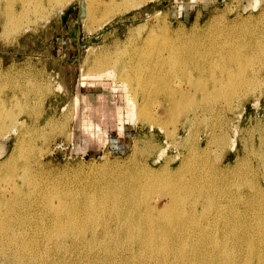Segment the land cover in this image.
I'll return each mask as SVG.
<instances>
[{
    "label": "rangeland",
    "instance_id": "374dc122",
    "mask_svg": "<svg viewBox=\"0 0 264 264\" xmlns=\"http://www.w3.org/2000/svg\"><path fill=\"white\" fill-rule=\"evenodd\" d=\"M261 1L263 2V5H262V2H260V0L258 1L257 4L254 3L255 2L254 0H148V1H146V4L144 3V5L142 4L141 6L133 8L124 14H121V15L114 17L109 22H107V24H104L103 25L104 27L103 26L98 27L96 25L95 21H93V19H88V18H85L83 16V14H84L83 9H82L79 1L73 0L68 5H66L62 10H61V7L63 4L61 5V3H60L59 5H61V6H59L58 4L54 5L52 8L57 9V10L52 9V12L47 17V21L40 20L41 21V22L39 21L40 23L38 22L37 24L33 25L31 28H29L27 30H22L23 32L22 31L15 32L16 33V34L14 33L15 35L13 33H11L9 35L0 33L1 34L0 35V84H1L0 85V91L2 90V93L0 92V101L5 99L8 94L11 95L14 89L16 91V94L19 96V98L23 99L19 102L20 104L16 105L13 109L14 112L17 113V115L20 114L17 117H19V119L21 121H18V122L23 123V125L18 124L16 126L17 131L16 130L13 131V130H11V126L9 127L10 121L7 120L6 124L8 125V128L7 129L4 128V130H2V128H0V135H1L0 136V150H1L0 151V161L3 160L5 157H7V155L10 154L9 152H11L17 136L20 137V136H23V134L25 135V136H23L25 140L23 141L22 149L24 148L26 150H23V152L21 151L20 153L21 154L23 153L26 157L23 154L21 155L22 157L19 156L18 157L19 160L15 164H13V166L14 165L17 167L20 166V168H18V170L20 169L18 171V173H23L22 172L23 170H21V169L23 168L24 164L27 163L28 167H29V171L32 169H33L32 171H35V170L37 171L35 173V177L39 182H42V183L44 181H48L50 183L51 181H53L52 178H56V179L58 178V180L68 178V179H72L73 181L79 180L80 183H84V181H87L91 178V181L93 182L95 180H100L101 178H104V177H111L113 175V173H116L119 170H124V172H125V170H126V172H128V170L140 172V171H142L140 169H143L145 167L161 172L162 171L161 167L163 166V164H165L166 161H171L172 158H174L173 160L176 163H173V168L171 171L176 172L178 170V168L180 167L179 165L181 164V159L188 158L190 155L191 157L189 159L192 160V158H193V160L192 161L188 160L187 164L184 165L185 167L182 168L183 171L181 170L182 171L181 175H183L184 177L183 176H178V177L180 179H182V177H183V179H185V178L190 179V177L192 178L195 175H198L200 173L203 178L205 177V179L201 178V180H203L204 183L202 182V184H200L199 186L201 188L204 186L203 189H205V185H206V187H208V188H206V191L208 192V190H211V191H209V193H211L212 195H214L218 192L216 195L217 198L214 195L215 202L217 201V203L231 204L232 199H233L232 204H236V206L239 210V213H240V217L243 214V217H244V219L246 218V220H248L250 217L252 218L253 215L252 214L250 215V213L252 212V209L249 211L248 214H246V212H244L245 211L244 205H242L243 202H241V201L245 199L246 194L248 196V194L250 193L249 195H251V196H248V199L252 198V196L255 194L256 196H259L257 198H258V200L260 199L259 201L262 203V205L264 204V199H263L264 195L262 193V192H264V173H263V171H264V169H263L264 168L263 167L264 166V159H263L264 156H262V155H264V150H263L264 149V145H263L264 144V124H263L264 123V111H263L264 110V84L262 83V85L259 86V84H261L260 82H264V61L262 62V60H264V56H263V54H264V51H263L264 50L263 49L264 48V42H263L264 41V30H262V29H264V24H263L264 23V18H263L264 17V0H261ZM251 5L252 6L254 5L253 8ZM258 5L260 7H258ZM261 5H262V7H261ZM255 8H258V9H255ZM247 17H249V20L247 19ZM256 17H259L258 19L260 21ZM231 18H232V20H231ZM236 18H238V19H236ZM256 20L258 21V24H257ZM211 22H213V23H211ZM232 22H234V23L236 22L234 25V27H235L234 30L236 33L232 30L233 34L230 36V37L235 36L234 39H233V37L232 38L220 37L221 39L218 37L219 40H218V38L217 39L214 38V40L211 39L209 41V39L205 36L206 32H208L210 30L212 31L216 27L217 28L223 27V26H225V23L228 25H231V24H233ZM240 22L241 23L244 22V23L241 24ZM248 22L251 24H249ZM259 23H260V25L262 24V27H259L260 26ZM216 24H217V26H215ZM144 25H146V27ZM212 26L213 27L215 26V27L212 28ZM138 27H139V30H136V29H138ZM140 27H141V29H140ZM241 27L245 30V31H243V33L240 32L243 30ZM245 27H246V29H245ZM238 28H239V30H238ZM253 28L256 30L253 31L254 30ZM129 29H131L132 31ZM128 30H129V32H128ZM140 30L142 33L140 32ZM258 30H259V32H258ZM130 31L133 32V34L135 36L132 35V33ZM136 31H138L139 34ZM150 31L152 34H150ZM249 31H251V32H249ZM237 32L239 33L238 37H237V34H238ZM245 32H247L248 35H246L247 33H245ZM130 33H131V35H129ZM249 33H252L251 35L253 37L257 36L258 38L251 37V35ZM257 33H258V35H255ZM149 34H150V37H148ZM240 34H241V36H240ZM242 34H243V37H242ZM261 34H263L262 35L263 37L260 36ZM244 36H245V38H244ZM259 37H260V39H259ZM193 38L194 39L196 38V39H195V41L192 42V40H194ZM199 38H200V40H199ZM249 38H251V39H249ZM204 39L205 40L207 39L208 42L205 41ZM222 39H224V40L229 39L230 41H236V42H238V39H239V41L242 39V41H240V42L253 44L251 46V52L256 58L253 60V63L251 64V66L253 64L256 66L252 67L254 69L249 68L247 70L248 71L247 74L245 73L246 76H248L247 80L250 77L249 81L248 82L246 81L248 84L245 82L244 87L242 86L240 89L238 88L239 90L236 89L235 90L236 92H234V94L231 95V97H230L231 99L226 98L224 96H221V98H220V96H219V97H217V99L215 97L216 100L211 99L213 101H208L205 103V101L203 102L200 100L201 94H200V92H198L199 94L198 93L196 94L197 99H198V104H191V102H190L191 105H188L189 103L186 102L178 110H174V109L172 110L170 102L168 100H166L167 98L160 91L157 90V84L159 81L158 80L159 79L158 74H160V73H161L160 75L164 74L163 75L164 79L167 82H168V79L169 80L171 79L172 82L170 80L169 83L171 86L173 85L172 87H174V88L176 87V85H174L175 83H177V86H179V87H180V84L183 83L182 88H184V89L185 88L186 89H192V86L190 84H193V85L198 84L199 81L193 80L192 77L196 79L199 77V75L197 73L193 72L189 68H186V70L185 69H183V70L179 69L180 67L183 66V64L176 67L175 68L176 71L173 70L174 67H170V66L169 67L164 66L163 68H161L160 65H157V62H159L158 61L159 60V58H158L159 52L164 51V55H166L168 53V50H169L168 48L169 47L170 48H176V46L174 47L173 45L178 44L181 40V42L178 45H181V43L186 44V45H184V48L186 51V53H184V54H193L195 56H201L202 55V56H205L206 58H208V57L214 55L216 52V51H214L213 53H210L209 51L212 50V48L210 50L208 48L219 45L220 40L224 41ZM212 40L214 41V45L211 46L209 44H212V43H210ZM175 41H177L178 43H175ZM215 42H217V43H215ZM261 42H262V44H261ZM189 43L191 45L193 43L194 47L190 46ZM194 43L197 46L199 44L198 49L194 45ZM118 44H120V45H118ZM255 44H256V46H258V48L255 46ZM122 45H125L127 47L122 46ZM138 45L140 46V48H137ZM202 45H204L203 47L206 48L205 50L202 47ZM114 46H115V48H114ZM118 47H120L119 50H118ZM219 47L220 46H218V47L216 46L213 49H215V48L218 49ZM259 47H261V48H259ZM129 48H131V49H129ZM164 48H166V49H164ZM192 48H194L195 51H193ZM120 49L122 50V52ZM156 49H157V51H156ZM160 49H162V51ZM187 49H188V51H187ZM254 49L256 51L258 49L259 50H258V52H256ZM109 50H111V52ZM115 50H118V51H115ZM124 50H126V51H124ZM158 50H159V52H158ZM196 50H199V51H196ZM200 50H201V52H200ZM129 51L131 53H129ZM261 51H263V52H261ZM115 52L118 56L115 54ZM151 52H153V53L150 54ZM110 53H112L113 55H111ZM128 53L131 55H128ZM259 53L261 54L260 58L262 60L260 58H258L260 55ZM108 54H110V55H108ZM114 54H115V56H114ZM126 54H127V56H126ZM149 54L151 56H149ZM216 54H217V52H216ZM108 56L111 59L115 58L114 61L118 65V66H116L118 68L115 67V72H118V70H119L120 74L122 73L121 74L122 77L120 76L119 73H116V76L119 79L122 80L124 77H127V76L128 77L130 76L129 78L132 79V81H131L132 85L129 84V85H131L130 86L131 88L128 86V91L131 95L133 102L137 104L138 109L136 108V110L138 111V113H137V111L135 114L130 113V107L132 104L125 99L124 95L121 92H117L118 90L116 89L115 84H113L109 87H103L100 81L89 79L86 77L88 75V72L89 73H94V71H95V73H96V71L100 72V70H98V68H97V64H96L97 60L102 59V58L104 59L106 57L108 59L109 58ZM122 57L123 58L125 57V58L121 59ZM119 60H121V61H119ZM256 60H258L259 62ZM117 61H119V62H117ZM123 61H124V63H123ZM125 62H126V64H125ZM139 62H140L139 65H141L142 68H144V69L141 68V71L140 70L137 71L135 69V64H137ZM260 63L263 66L262 65L260 66ZM122 64H124V65H122ZM125 65H126V67H125ZM122 66H123V69H121ZM155 66H157V68ZM129 67H132V69ZM165 67L167 69H165ZM256 67H257V69H260L258 67H261V69L257 71ZM126 68H128V70H129L128 73L130 75H126V73H127ZM234 68H236V66H234ZM152 69H153V71H151ZM125 70H126V72H125ZM165 70H166V72H165ZM254 71L257 74H255V73L252 74V72H254ZM123 72L125 73L124 75H123ZM173 72H175L176 76ZM188 72H191L192 74L188 73ZM151 73H153V74L156 73L157 77L155 76V79L154 78L151 79V76H152V75H150ZM168 73H170L171 76L174 74V76L170 77L168 75ZM189 74H191L190 77H189ZM197 75H198V77H197ZM205 75H207V73H205ZM259 75H261V76H259ZM135 76L136 77L138 76V78L135 79ZM174 77H175V79H174ZM255 77H257V78H255ZM83 78H87V79H83ZM255 79H260V80L257 83V80H255ZM173 80H176L177 82L176 81L174 82ZM188 80L190 82H188ZM200 80L202 83L206 81L205 82L206 84L205 83L204 84L208 85L209 90H212L214 88L212 86L213 84L211 83L212 82L211 80H209V79L208 80L204 79V81H202L203 79H200ZM252 80H254V82ZM180 81H182V82L180 83ZM104 82H107V80H104ZM178 82H179V84H178ZM171 83H173V84H171ZM251 83H253V84H251ZM4 84H6V85H4ZM31 84H33V85H31ZM138 84H140V85H138ZM184 84L186 86H183ZM245 84H247V85H245ZM254 84L255 85L258 84V86L257 85L255 86ZM14 85L16 88L13 87ZM34 85H35V89H34ZM44 85H51V87L53 86L52 88H53L54 93L52 92V94L43 97L42 92H41V88ZM134 85H135V87H134ZM250 85H252L254 88L257 87L255 89V91L253 90V87H252V89H250L251 88ZM26 86H27V88H26ZM140 86H141V88L143 87L142 90H141ZM247 86H248V88H247ZM12 87H13V89H12ZM20 87H22L23 89L26 88L25 92L26 93L28 92L27 96H26V94L23 95V93H20V92H22ZM133 88H135V89H133ZM11 89H12V91H11ZM27 89H29V90H27ZM246 89H249L250 91L248 92V90H246ZM258 89L259 90L261 89L263 91L260 92L261 90L258 91ZM18 90H21V91H18ZM36 90H40V91L38 92ZM237 90L240 91L239 92L240 94L237 93L238 92ZM34 91L37 94L34 93ZM148 91H149V93H148ZM253 91L254 92L257 91V93L255 94ZM132 92H134V93H132ZM138 92H141V93L138 94ZM251 92H253V93H251ZM258 92H260V93H258ZM29 93H30V95H29ZM246 93H247L248 97L246 96V98H245ZM3 94H4V96H3ZM235 94H237L239 97L237 95H236L237 96L236 97ZM254 94H255V97H258V99L254 98V96H253ZM100 95H102V97ZM240 95L243 96L242 97L243 99L241 98ZM262 95H263V97H262ZM218 98H220V99H218ZM223 99H224L225 103L222 101ZM40 100H41V102H40ZM214 100H215V102H214ZM219 100L222 101V103L224 104L223 105L224 107H222V103H220ZM239 100H241V102L243 100L242 104H240L241 102ZM28 102H30V103H28ZM226 102H228L229 106H231V107L226 105V104H228ZM235 103H236V106H235ZM40 104L42 106L44 105V107H42ZM210 104H212V105H210ZM230 104H232V105H230ZM29 105L31 108L29 107ZM141 105H142V107H141ZM225 105L228 106V108H230V109H228ZM34 106H36L35 109H33ZM160 106H161V108H163L162 110H160L161 109ZM186 106H188V107H186ZM239 106H241V108ZM39 107H41V108L39 109ZM191 107H192V109H191ZM234 107H235V109L237 108L236 111H235V109H233ZM42 108H44V109H42ZM215 108H216V110H215ZM247 108H249V109H247ZM15 109H17V110H15ZM27 110L29 111V114H28ZM17 111L18 112L20 111V112L18 113ZM34 111L36 113H34ZM40 111L45 112V113H42V115H41ZM54 112H55V114H54ZM147 112H151V113H147ZM146 113L150 117H151V115H152V117H155L154 119L156 121L161 122V124H162L161 129H160V126L158 123H154V125H153L152 124L153 120L151 118L148 119L145 117ZM177 113H179V114L177 115ZM186 113H187V115H186ZM234 113H236L237 117L235 116ZM21 114H23V115H21ZM159 114H160V116H159ZM39 115H41V116H39ZM162 115H164V116H162ZM239 115H240V117H239ZM131 116H133V118ZM161 116H162V118H161ZM50 117H51V119H50ZM217 117H218V119L216 120ZM233 117H234V119H232ZM259 117H261V118H259ZM52 118H54V119H52ZM180 118H181V120H180ZM186 118H187V120H186ZM255 118H256V120H255ZM24 119H26V120H24ZM87 119L93 123V129H91V130L86 129L84 127L85 122H83V121H87ZM54 120H56V121H54ZM174 120H176V121H174ZM208 120H209V122H208ZM233 120H235V121H233ZM0 121H1L0 123H2V120H0ZM184 121H186V122H184ZM198 122H200V123H198ZM201 122L203 123V126H202ZM170 123H171V125H170ZM150 124H151V126H150ZM156 124H157V126H156ZM204 124H205V126H204ZM213 124L214 125L216 124V125L214 126ZM95 125H98L99 128L96 127ZM226 125H227V127H226ZM207 126H208V128H206ZM212 126H213V128H212ZM234 126H235V128H234ZM222 127H223V129H222ZM193 128H196V129H193ZM200 128H201V130H200ZM229 128L231 129V131H229L230 130ZM237 128H239V129H237ZM172 129L175 132L173 135L171 134L168 137L167 136L168 134L173 133ZM177 129L180 131L177 132L176 131ZM208 129H209V131L210 130L211 131L209 132ZM164 130H166V131H164ZM193 130L196 132H194ZM224 130L226 132H224ZM169 131H171V132H169ZM190 131H192V132H190ZM227 131H229V132H227ZM3 132L4 133L7 132L8 134L6 133V135L3 134L5 136H2ZM97 132H99V133L97 134ZM190 133L192 136L190 135ZM196 133L198 134V136ZM43 134L44 135L47 134V135H45V137H44ZM220 135L221 136L224 135V137L226 136V141L224 143L225 145H223V147L222 146L220 147L219 141L217 139V138H219ZM247 135H249V136H247ZM156 136H158V137L156 138ZM184 136H187V138L188 137L189 138L187 139ZM171 137L175 138V139H172ZM177 137H179V138H177ZM227 137L230 138V140ZM141 139H143V140H141ZM216 139H217V141H216ZM231 139L232 140L234 139V142H235V148L233 150L228 146V145H230L229 142L231 141ZM177 140L180 141L179 143L177 142L178 144L175 143ZM182 140L183 141L185 140V141L183 142ZM187 140H188V142H187ZM159 141H160V143H158ZM165 141H167V142H165ZM137 142L139 144L138 146H137ZM211 142H213V143H211ZM241 142H242V144H241ZM169 143H171V144H169ZM251 143H252V145H251ZM207 144H209V145L207 146ZM260 144H262V145H260ZM24 145L26 148L24 147ZM261 146H263V147H261ZM137 147H138V149H136ZM207 147H209L211 149V152H210V149ZM226 147H228V148H226ZM168 149H170L172 152ZM251 149H254V151ZM220 151H221V153H220ZM199 152L201 154H202V152L203 153L207 152L205 154V159H206L205 161L206 162L202 158H197L198 157L197 153H199ZM213 152H217V153H215L216 155L212 157V155H214ZM255 152H256V154H255ZM20 153H19V155H20ZM163 153H165V154L163 155ZM251 153H253V154L251 155ZM257 153L260 156L257 155ZM223 154H224V156H223ZM255 155H256V157H255ZM248 156H250V157H248ZM23 157H25V158H23ZM176 157H177V159H176ZM27 159H28V161H27ZM194 159H196V160L194 161ZM220 159H221V162L219 161ZM259 159L260 160L262 159L263 162H261ZM30 161H31V163H30ZM212 161H213V164H212ZM242 161L244 164L242 163ZM207 162H208L209 166L205 165V164H207ZM158 163L159 164L161 163V164L159 165ZM188 163L190 165H188ZM192 163H193V166H192ZM198 163H199V165H198ZM214 163H217V166L220 167V168H218V170H217V166L215 167L216 164L214 165ZM248 164H251V165L253 164V165H252V167H250L251 165H248ZM256 164H258V166H256ZM13 166H11V168H13ZM131 166L133 168H131ZM195 166H197V168L198 167H201V168H198L199 169L198 170ZM226 166L227 167L230 166V167L227 168ZM240 166H241V169H239ZM30 167H31V169H30ZM134 167H135V169H134ZM139 167H140V169H139ZM210 167H212V168H210ZM235 167L238 170H236ZM245 167H247V168H245ZM122 168H124V169H122ZM189 168L191 169V172H192V170L194 171V173H195L194 176H193L194 173L192 172L193 173L192 174L190 172ZM202 168H205V169L203 170ZM195 169H196V171H195ZM233 169L236 170V172H238V173L241 172V173H239L238 175H237V173L234 174L235 171ZM246 169H248V170L246 171ZM205 170L207 172H204ZM212 170H214L215 172H212ZM216 170L219 172H217ZM230 170H231V173H230ZM240 170H242V171H240ZM12 171L10 168H8V169L3 168V169H1L0 175H1V177L5 176L4 180H6V181L9 178L8 182L10 180H12L11 182H13L16 179L18 182L21 183V181H22V180H20L21 177H19V176L17 177V175H15V176L12 175V173H13ZM186 171L189 175L190 174H192V175H190V177H189L187 175ZM199 171H201V172H199ZM252 171L254 172V174ZM208 172H210V175H208L206 177L205 174H207ZM258 172H260V173H258ZM256 173L258 174L257 176H255ZM219 174H220V176H219ZM236 175L239 176V177H237L238 179L236 178ZM251 175H252V178H251ZM13 176L15 177V179L14 178L12 179ZM221 176H223V177H221ZM249 176H250V178H249ZM214 177H215V179H214ZM219 177H221V178L217 179ZM244 177L246 179H244ZM235 178H236V180H234ZM240 178L243 180H241ZM177 179L178 178L175 177V180H177ZM251 179L253 180L254 183H251L252 182ZM212 180L214 181V183L217 180L215 185L212 182ZM221 180H223L224 182H221ZM229 180L234 181V183H237L238 186L241 183H242V185H240L239 187L237 185L234 186L235 184H233V182H231ZM205 182L208 184H206ZM245 182H247V183H245ZM75 183L76 182H73V184H75ZM224 183H225V185H223ZM255 183L258 184V186ZM210 184L213 186L211 187ZM232 184H233V186H232ZM253 184L256 185V187ZM251 185L254 187L252 188ZM259 185H261V187ZM26 186L30 190V181L28 182V184ZM214 187H216V188L214 189ZM232 187H234V188H232ZM241 187H243L244 189ZM230 188H232V189H230ZM257 188H258V191H257ZM159 189L160 188L156 189L157 191L156 190L155 191L157 193L160 192L159 194L161 196L158 194L159 195V197H158L157 193L156 194L153 193L154 191L151 193V195H152L151 204L155 207V212H157L156 210L161 209L167 202V201H165V200H167V195H168V194L166 195V193L168 192V191H166L167 188H161L160 189L162 192L165 190L166 193L163 192V194L165 193L164 195L161 194L162 192ZM212 189L213 190L219 189L220 191L218 190V191H216V193H214V191ZM224 189H226L227 192H225L226 190H224ZM229 189H230V191L232 190L233 192L232 191L228 192ZM237 189H238V191H237ZM245 189L249 190L250 192L246 191ZM253 190H255V191H253ZM223 191L226 194L228 193L227 194L228 196H226V194H224ZM251 191H253V192H251ZM260 191H261V193H260ZM207 192H205V193H207ZM258 192H259V194L257 195ZM233 193H234V195H233ZM241 193H242V195H241ZM220 194H222V195H220ZM235 194L238 196H236ZM20 196H21V198L24 197L22 194ZM224 196H226L228 198V200L230 198H232V199H230L231 201L230 202L227 201V198ZM231 196H233V197H231ZM241 196H245V197H242L243 199L241 198L242 199L241 200L240 199ZM260 196H263L262 199L260 198ZM157 197H158V200H156ZM237 198L240 200H238ZM253 198L255 200V197H253ZM222 199L225 202H223ZM26 200H28L26 205H27V208H29V209H27L25 215L28 216L30 214V198L29 199L26 198ZM149 200H150V198H149ZM194 201L195 202L188 200L189 204L188 203L187 204L190 205L191 203L192 204L195 203L193 205H196L197 207L201 206L200 201H202V200H200V201L197 200L198 202L196 200H194ZM196 202H197V204H196ZM196 206L194 208H197ZM201 208L202 207L197 208V210H198L197 212L199 213V215H201L202 214L201 212L203 211ZM212 209H214V211L210 210L213 212V214H212V212L209 211L210 215H214L216 212V208H212ZM35 211H37L36 207L31 212H35ZM238 220H241V218H238ZM251 222H254V220L249 219L247 221L248 224L252 225ZM64 259L66 261L65 262L66 264H74L76 260H77V262L75 264L81 263L82 261L84 263L88 261L84 255V252L82 255H80L79 258L77 256L66 255V257Z\"/></svg>",
    "mask_w": 264,
    "mask_h": 264
},
{
    "label": "bare ground",
    "instance_id": "6f19581e",
    "mask_svg": "<svg viewBox=\"0 0 264 264\" xmlns=\"http://www.w3.org/2000/svg\"><path fill=\"white\" fill-rule=\"evenodd\" d=\"M72 1L73 0H0V33L9 35L11 33L14 34L15 32L27 30V29L31 28L33 25L37 24L40 20L47 21V17L52 12V9H54V8H52L54 5H57V4L59 5L60 3H61V5L63 4L61 7V10H62L66 5H68ZM78 1L81 4V7L83 9V13H84L83 16L85 18H88V19H93V21H95L96 25L98 27H101L104 24H107V22H109L114 17L121 15V14H124L133 8L141 6L142 4L144 5V3L146 4V1H148V0H78ZM254 1H255L254 3L257 4L259 0H254ZM260 2H262V1L260 0ZM61 5H59V6H61ZM262 5H263V2H262ZM262 5H261V7H262ZM253 6H252V8H253ZM258 7H260V6L258 5ZM255 9H258V8H255ZM54 10H57V9H54ZM232 18H231V20H232ZM256 18L258 19L259 17H256ZM236 19H238V18H236ZM247 19L249 20V17H247ZM213 22H211V23H213ZM232 23L233 24L230 23L231 25H228L225 23V26H223V27L214 28L215 26H217V24H216L214 27L212 26V28H214V30H212V31L210 30V31L206 32L205 36L209 39V41L211 39L214 40V38L217 39L218 37L219 38L220 37H225V38L230 37L233 34V31L235 32L234 25L236 22L235 23L232 22ZM242 23H244V22H242ZM251 23H249V24H251ZM257 24H258V21H257ZM259 25H260V23H259ZM144 26L146 27V25H144ZM259 27H262V24ZM140 29H141V27H140ZM245 29H246V27H245ZM129 30H131V29H129ZM129 30H128V32H129ZM136 30H139V27ZM238 30H239V28H238ZM255 30L256 29H254L253 31H255ZM259 30H258V32H259ZM262 30H264V29H262ZM243 31H245V30L243 29L240 32L243 33ZM136 32H138V31H136ZM140 32H141V30H140ZM249 32H251V31H249ZM131 33H132V35H134L133 32H131ZM131 33L129 35H131ZM245 33H247V32H245ZM138 34H139V32H138ZM150 34H152L151 31H150ZM150 34L148 37H150ZM249 34L251 35L252 33H249ZM238 35H239V33L237 34V37H238ZM246 35H248V33ZM255 35H258V33ZM262 35L263 34H261L260 36H262ZM240 36H241V34H240ZM232 37H230V38H232ZM234 37H233V39H234ZM242 37H243V34H242ZM251 37H253V36L251 35ZM254 37L258 38L257 36H254ZM219 38H218V40H219ZM244 38H245V36H244ZM195 39L194 40L191 39L192 42L195 41ZM224 39H222V40H224ZM239 39H238V42L230 41L229 39L228 40L226 39L224 41L220 40L221 43L218 41L219 45L215 44L217 47L220 46L218 49H216V48L213 49L216 46H214V47L208 46L209 48L208 47L207 48L209 50L212 48V50L209 51L210 53H213L214 51L217 52V54L215 52L214 55H212L208 58H206L205 56H202V55L201 56H195L193 54H184V53H186L185 48H184V45H186V44L181 43V45H178L181 42V40L179 43L177 42L178 40L175 41V43H178V44L173 45L174 47L176 46V48H170L169 47L168 48L169 50L167 49L168 53L166 55H164V51L159 52V50H158V52H159V54H158L159 60L158 61L159 62H157V65H160L161 68H163L164 66H166V67L170 66V67H174V69L173 68L172 69L175 70L176 67L183 64V66L180 67L179 69H182V70L185 69L186 70V68H189L193 72H195L199 75V77L197 75L198 78H196V79L191 76L193 80L199 81L198 84H196V85L190 84L192 86V89H186V88L184 89V88H182V84H183V83H181L182 81H180V83H181L180 87L177 86V83H175L174 85H176V87L174 88V87H172L173 85L171 86L169 83V81L171 79L170 80L168 79V82H167L164 79V76H163L164 74L163 75H160L161 73L158 74L159 75V79H158L159 81L157 84V90L160 91L167 98L166 100H168L170 102L172 110L173 109L178 110L186 102L189 103V104L187 103L188 105L198 104V99H197V95H196L198 92H200V94H201L200 100L203 102L205 101V103H206L208 101H213L211 99H215V97L217 99V97H219V96H220V98H221V96H224L226 98H230L231 95H233L234 92H236L235 91L236 89H238V88L240 89L242 86L244 87V83L246 81L248 82L250 79V77H249V79L247 80V77H248V76H246V74L248 72L247 70L249 68L254 69L252 67L256 66V65L253 64L251 66V64L253 63V60L256 57L251 52V46L253 44L240 42V41H242V39L240 41H239ZM249 39H251V38H249ZM259 39H260V37H259ZM199 40H200V38H199ZM213 40L210 42L212 44H209V45H211V46L214 45ZM205 41H207V39ZM215 43H217V42H215ZM261 44H262V42H261ZM118 45H120V44H118ZM194 45H195V43H194ZM122 46H125V45H122ZM190 46H193V43H192V45L190 44ZM195 46L198 49L199 44H198V46L197 45H195ZM203 46L204 45H202V47ZM255 46H256V44H255ZM125 47H127V46H125ZM256 47L258 48V46H256ZM114 48H115V46H114ZM119 48L120 47H118V50H119ZM137 48H140V46L138 45ZM166 48H164V49H166ZM259 48H261V47H259ZM129 49H131V48H129ZM192 49H193V51H195L194 48H192ZM205 49L206 48H204V50ZM118 50H115V51H118ZM160 50L162 51V49H160ZM258 50L257 51L255 50V51L258 52ZM109 51L111 52V50H109ZM124 51H126V50H124ZM156 51H157V49H156ZM187 51H188V49H187ZM196 51H199V50H196ZM263 51H261V52H263ZM121 52H122V50H121ZM153 52H151L150 54H152ZM200 52H201V50H200ZM129 53H131V52L129 51ZM129 53H128V55H131ZM110 54L113 55L112 53H110ZM110 54H108V55H110ZM115 54H116V52H115ZM115 54H114V56H115ZM150 54H149V56H151ZM261 54L259 55L258 58H260ZM126 56H127V54H126ZM263 56H264V54H263ZM124 58L122 57L121 59H124ZM110 59H111L110 57L108 59L106 57L104 59L102 58V59L97 60L96 64H97V68H98V70H100V72H97V71H96V73H95V71H94V73L88 72V75L86 74L87 75L86 77L89 79L100 81L103 87H109V86L115 84V87L118 90L117 92H121L124 95L125 99L132 104L130 107V113L135 114L137 111L136 110L137 104L133 102L131 95L128 91V86L130 87L132 85L131 84L132 79L129 78L130 76L124 77L122 80L119 79L116 76V73L120 74L119 70H118V72H115V67L118 66L117 63H115V61H114L115 58L111 59V60ZM119 61H121V60H119ZM119 61H117V62H119ZM124 61H123V63H124ZM256 61H258V60H256ZM263 61L264 60H262V62ZM125 64H126V62H125ZM139 64H140V62L135 64V69L137 71L138 70L141 71V68H142V66ZM122 65H124V64H122ZM261 65L262 64L260 63V66ZM234 66H236V68H234ZM125 67H126V65H125ZM155 67L157 68V66H155ZM166 67H165V69H167ZM116 68H118V67H116ZM129 68L132 69V67H129ZM258 68L261 69V67H258ZM121 69H123V66L121 67ZM126 69H127V73H128L129 70H128V68H126ZM142 69H144V68H142ZM256 69H257V67H256ZM260 69H257V71ZM151 71H153V69ZM255 71L252 72V74L255 73ZM125 72H126V70H125ZM165 72H166V70H165ZM127 73H126V75H130L129 73L128 74ZM173 73L175 74V72H173ZM188 73H191V72H188ZM205 73H207V75H205ZM121 74H120V76H121ZM124 74L125 73L123 72V75ZM174 74L171 76L170 73H168V75L170 77H173ZM191 74H189V77ZM255 74H257V73H255ZM150 75H152L151 79H153V78L155 79L156 73H154V74L151 73ZM175 76H176V74H175ZM259 76H261V75H259ZM87 78H83V79H87ZM137 78H138V76L137 77L135 76V79H137ZM255 78H257V77H255ZM174 79H175V77H174ZM200 79H203L202 81H204V79L205 80H208V79L211 80L212 82L211 81L210 82L213 84L212 86L214 88L212 90H209L208 85H205L206 81L202 83ZM104 80H107V82H104ZM255 80H257V83H258L260 79H255ZM173 81L175 82L176 80H173ZM252 81L254 82V80H252ZM171 82H172V80H171ZM188 82H190V81L188 80ZM260 83L261 84H259V86L262 85V83L264 84V82H260ZM129 84H131V85H129ZM171 84H173V83H171ZM178 84H179V82H178ZM247 84H245V85H247ZM251 84H253V83H251ZM4 85H6V84H4ZM31 85H33V84H31ZM138 85H140V84H138ZM256 85L258 86V84H256ZM183 86H186V85L184 84ZM250 86H251L250 89H252L253 86L252 85H250ZM13 87H15V85ZM13 87H12V89H13ZM22 87H20L22 90V92H20V93H23V95L26 94V96H27L28 92L27 93L25 92L27 86L24 89ZM52 87H51V85H44L41 88V92H42L43 97L52 94V92H53ZM134 87H135V85H134ZM140 88H141V86H140ZM142 88H141V90H142ZM247 88H248V86H247ZM256 88L253 87V90L255 91ZM12 89H11V91H12ZM29 89H27V90H29ZM34 89H35V85H34ZM133 89H135V88H133ZM21 90H18V91H21ZM246 90H248V92L250 91L249 89H246ZM260 90L258 89V91H260ZM36 91L39 92L40 90H36ZM262 91L263 90H261L260 92H262ZM0 92L2 93V90ZM239 92L240 91H238L237 93H239ZM253 92H251V93H253ZM260 92H258V93H260ZM34 93H36V92L34 91ZM132 93H134V92H132ZM139 93H141V92H138V94ZM148 93H149V91H148ZM254 93L256 94L257 91ZM255 94L253 95L254 98L258 99V97H255ZM29 95H30V93H29ZM236 95L237 94H235V96ZM3 96H4V94H3ZM100 96L102 97V95H100ZM246 96L248 97L247 93L245 95V98H246ZM242 97L243 96H241V98ZM262 97H263V95H262ZM220 98H218V99H220ZM224 99L222 100L223 102H224ZM21 100H23V99L19 98V96L16 94V91L14 89L11 95L8 94L5 99L0 101V118H1L0 120H2V123H0V128H2V130H4V128H6V129L8 128V125L6 124L7 120L10 121V123L8 122L10 124L9 127L11 126V130H13V131L16 130V126L18 124L23 125V123L18 122V121H21L19 119V117H17L20 114L17 115V113L14 112V110H13L16 105L20 104L19 102ZM215 100H214V102H215ZM219 101H220V103H222L221 100H219ZM239 101L241 102V100H239ZM40 102H41V100H40ZM190 102H191V104H190ZM242 102H243V100H242ZM242 102L240 104H242ZM28 103H30V102H28ZM226 103H228V102H226ZM30 105H29V107H30ZM210 105H212V104H210ZM223 105L224 104L222 103V107H224ZM226 105L229 106V103ZM230 105H232V104H230ZM228 106H226V107L228 108ZM235 106H236V103H235ZM241 106H239V107L241 108ZM35 107L36 106H34L33 109H35ZM42 107H44V105ZM141 107H142V105H141ZM186 107H188V106H186ZM229 107H231V106H229ZM40 108L41 107H39V109ZM160 108H161V106H160ZM17 109H15V110H17ZM42 109H44V108H42ZM162 109L163 108H161L160 110H162ZM191 109H192V107H191ZM228 109H230V108H228ZM233 109H235V107ZM236 109H235V111H236ZM247 109H249V108H247ZM215 110H216V108H215ZM34 113H36V112L34 111ZM42 113H45V112H41L40 114L42 115ZM137 113H138V111H137ZM147 113H151V112H147ZM147 113L145 114V117L148 119L151 118L153 120L152 121L153 125H154V123H158L160 126V129H161V127H162L161 122L156 121L154 119L155 117H152L151 114H150L151 115V117H150L149 115H147ZM28 114H29V111H28ZM54 114H55V112H54ZM160 114H159V116H160ZM178 114L179 113H177V115ZM234 114L236 116V113H234ZM21 115H23V114H21ZM41 115H39V116H41ZM186 115H187V113H186ZM162 116H164V115H162ZM162 116H161V118H162ZM131 117L133 118V116H131ZM234 117L232 119H234ZM239 117H240V115H239ZM259 118H261V117H259ZM50 119H51V117H50ZM52 119H54V118H52ZM217 119H218V117L216 118V120ZM24 120H26V119H24ZM180 120H181V118H180ZM186 120H187V118H186ZM209 120H208V122H209ZM255 120H256V118H255ZM54 121H56V120H54ZM174 121H176V120H174ZM233 121H235V120H233ZM184 122H186V121H184ZM198 123H200V122H198ZM203 123H202V126H203ZM170 125H171V123H170ZM150 126H151V124H150ZM156 126H157V124H156ZM204 126H205V124H204ZM226 127H227V125H226ZM206 128H208V126ZM212 128H213V126H212ZM234 128H235V126H234ZM193 129H196V128H193ZM222 129H223V127H222ZM237 129H239V128H237ZM200 130H201V128H200ZM164 131H166V130H164ZM172 131H173V129H172ZM176 131L178 132L180 130L177 129ZM208 131H209V129H208ZM229 131H231V129ZM229 131H227V132H229ZM4 132L2 133V136H5L7 133V132L6 133H4ZM169 132H171V131H169ZM174 132L175 131H173V133L168 134L167 136L169 137L171 134L173 135ZM190 132H192V131H190ZM194 132H196V131H194ZM224 132H226V131L224 130ZM3 134H5V135H3ZM47 134H45V135H47ZM45 135H44V137H45ZM190 135H191V133H190ZM23 136H25V135L23 134ZM23 136H20V137L17 136L16 141L12 147V150H11V152H9L10 154L7 155V157H5L3 160L0 161V172H1V169H3V168H7V169L10 168L11 171L13 170L12 175H14V176L17 175V177L18 176L21 177L20 180H22L20 183L13 176L12 179L14 178L15 181L11 182L12 180H10L8 182L9 178L8 179L6 178L7 179V181H6V180H4L5 176L1 177V175H0V264H66L65 263L66 261L64 259L66 257V255L77 256L79 258L80 255L83 254V252H84V255L88 261L85 263L82 261L81 263H77V264H264V211H263L264 210V206H263L264 204L262 205V203L259 201L260 199L258 200L257 197H259V196H256L254 194L252 196V198L255 197V200H254V198L252 199L250 197H249L250 199H248V196H251V195H249L250 191L246 190L247 189L246 188L245 190L249 191L248 196L246 194V197L245 196L240 197V199L242 197H245L244 200H242L243 198L241 199L242 200L241 202H243V204L242 203L241 204L244 205V208H245L244 212H246V214H248L249 211L252 209V212L250 213V215L252 214L253 217L251 218L248 215L250 217L249 219L254 220V222H251L252 223V225H251V224L247 223V221L249 219L248 220H246V218L244 219L243 214L240 217V213H239V210H238L236 204H232L233 203L232 198H230V199H232L231 204L217 203V201L215 202L214 195L215 196L217 195L218 192L216 193V191H218L219 189L218 190L212 189L214 191V193H216V194L213 193L214 195H212L211 193H209V191H211V190H208V192L206 191V188H208V187H206V185H205V189H203L204 186L202 188L199 186L203 182V180H201V178H203V177L200 173L198 175H195L194 171L192 170V172L194 173L193 174L191 172V169L189 168L190 172L193 174V176L194 175L195 176L191 178L190 175H192V174L189 175L186 171V173L190 177V179H186V178L183 179L184 176L181 175L182 174L181 172L183 171L182 168L185 167L184 165L187 164L188 160L189 161L193 160V158H192V160L189 159L191 157L190 155L188 158L181 159V164L179 165L180 167L178 168V170L176 172L171 171L173 168V163H176L173 160L174 158H172L171 161H166L165 164H163V166L161 167V170H162L161 172L153 170V169H149L147 167H145L143 169H140V167H139V169L142 170L140 172H136V171H132V170H128V172H126V170H125V172H124V170H119L121 168L120 167L118 169L119 171L116 173H113V175L111 177H104V178H101L100 180H95L93 182L91 181V178L87 181H84V183H80L79 180L73 181L72 179H68V178L62 179V180H58V178L57 179L52 178L53 181H51L50 183L48 181H44L42 183V182H39L35 177V173L37 171L36 170L32 171L33 169L29 171V167H28L27 163L24 164L23 168L21 167L22 168L21 170H23L22 171L23 173H18V171L20 170V169L18 170V168H20V166L19 167L15 166V165H14L15 167L13 166V164H15L19 160L18 157L23 154V153L21 154L20 152L21 151L23 152V150H26L24 148L22 149V147H23L22 144H23V141L25 140ZM187 136H184V137L187 138ZM197 136H198V134H197ZM247 136H249V135H247ZM157 137L158 136H156V138ZM177 138H179V137H177ZM172 139H175V138H172ZM217 139L219 141L220 147L221 146L223 147V145H225L224 143L226 141V136L224 137V135H222V136L220 135L219 138H217ZM217 139H216V141H217ZM228 139L230 140V138H228ZM141 140H143V139H141ZM160 141L158 143H160ZM165 142H167V141H165ZM177 142L179 143L180 141L177 140L175 143H177ZM187 142H188V140H187ZM230 142H229L230 145H228V146L233 150L235 148L234 139L233 140L231 139ZM211 143H213V142H211ZM169 144H171V143H169ZM241 144H242V142H241ZM138 145L139 144L137 142V146ZM208 145L209 144H207V146ZM251 145H252V143H251ZM260 145H262V144H260ZM24 147H25V145H24ZM209 147H207V148H209ZM261 147H263V146H261ZM226 148H228V147H226ZM136 149H138V147ZM170 149H168V150H170ZM251 150L254 151V149H251ZM221 151H220V153H221ZM210 152H211V149H210ZM217 152H213L214 155H212V157L215 156L216 155L215 153H217ZM19 153H20V155H19ZM165 153H163V155ZM206 153H203V152H202V154L200 152L197 153V156H198L197 158H202L205 161L206 160L205 159ZM252 154L253 153H251V155ZM255 154H256V152H255ZM257 155H259V154L257 153ZM223 156H224V154H223ZM262 156H264V155H262ZM25 157H23V158H25ZM248 157H250V156H248ZM255 157H256V155H255ZM176 159H177V157H176ZM196 159H194V161ZM27 161H28V159H27ZM213 161H212V164H213ZM219 161L221 162V159ZM260 161L263 162L262 159ZM30 163H31V161H30ZM242 163H243V161H242ZM188 165H190V164L188 163ZM198 165H199V163H198ZM205 165H208V162ZM214 165L216 167L217 163H214ZM248 165H251V164H248ZM252 165L250 167H252ZM11 166H13V168H11ZM192 166H193V163H192ZM241 166L239 169H241ZM256 166H258V164H256ZM195 167L197 168V166H195ZM212 167H210V168H212ZM228 167H230V166H228ZM131 168H133V167L131 166ZM198 168H201V167H198ZM218 168H220V167L217 166V170H218ZM245 168H247V167H245ZM30 169H31V167H30ZM122 169H124V168H122ZM134 169H135V167H134ZM202 169L204 170L205 168H202ZM236 170H238V169L236 168ZM236 170H234L235 171L234 174L237 173V175H238L239 173H241V172H239V173L236 172ZM247 170L248 169H246V171ZM195 171H196V169H195ZM240 171H242V170H240ZM199 172H201V171H199ZM204 172H207V171L205 170ZM210 172H208L209 174L204 173L206 175V177L208 175H210ZM212 172H215V171L212 170ZM217 172H219V171H217ZM230 173H231V170H230ZM258 173H260V172H258ZM263 173H264V171H263ZM253 174H254V172H253ZM237 175H236V178L239 177ZM257 175L258 174L256 173L255 176H257ZM178 176H183V177H182V179H180ZM219 176H220V174H219ZM175 177H177L178 179L175 180ZM221 177H223V176H221ZM221 177H219L217 179H220ZM236 178L234 180H236ZM249 178H250V176H249ZM251 178H252V175H251ZM203 179H205V177ZM214 179H215V177H214ZM244 179H246V178L244 177ZM241 180H243V179H241ZM29 181H30V190L26 186ZM72 181L76 182V183L73 184ZM216 181H215V183H216ZM229 181H231V180H229ZM212 182L214 183L213 180H212ZM221 182H224V181L221 180ZM231 182H233V184H235L234 186L237 185V183H234V181H231ZM215 183H214V185H215ZM245 183H247V182H245ZM251 183H254L253 180ZM206 184H208V183H206ZM233 184H232V186H233ZM223 185H225V183ZM240 185H242V183ZM256 185L258 186V184H256ZM256 185H254V186L256 187ZM212 186L213 185H211V187ZM254 186H252V188ZM259 186L261 187V185H259ZM158 188H160V189L161 188H167L166 191H168V192L166 193L165 190L163 192H165L166 195L167 194L168 195H167V200H165V201H167L166 204L161 209L156 210L157 212H155V207L151 204V198H152L151 193L154 191L153 193L156 194L157 193L156 189H158ZM215 188L216 187H214V189ZM232 188H234V187H232ZM232 188H230V189H232ZM241 188H243V187H241ZM230 189L228 192L232 191V190L230 191ZM224 190H226V189H224ZM237 191H238V189H237ZM253 191H255V190H253ZM253 191H251V192H253ZM257 191H258V188H257ZM163 192L161 193L162 195L165 194V193L163 194ZM205 192H207V193H205ZM225 192H227V190ZM225 192H224V194H226ZM159 193L160 192H158L157 195ZM234 193H233V195H234ZM260 193H261V191H260ZM262 193L264 195V192H262ZM21 194L24 197L21 198V196H20ZM227 194H226V196H228ZM258 194H259V192L257 193V195ZM159 195H158V197H159ZM220 195H222V194H220ZM241 195H242V193H241ZM226 196H224V197H226ZM236 196H238V195H236ZM158 197L156 198V200H158ZM231 197H233V196H231ZM262 197L263 196H260L261 199H262ZM26 198L27 199L30 198V214L28 216L25 215L27 209H29V208H27V205H26V203L28 201V200H26ZM149 198H150V200H149ZM216 198H217V196H216ZM230 199L228 200V198H227V201L230 202L231 201ZM240 199H238V200H240ZM188 200H191L192 202H195L194 200H196V201L202 200V201H200L201 206H199V207H202L201 209L203 210L202 212L200 211L202 213L201 215H199V213L197 212L198 211L197 208H199V207H197L196 205H193L195 203H193V204L191 203L192 205L191 204L188 205L189 204ZM222 201H223V199H222ZM197 202H196V204H197ZM223 202H225V201H223ZM34 206L36 207L37 211L31 212L35 208ZM195 206L197 208H194ZM212 208H216V212L214 215H210V212H212L210 210L214 211V209H212ZM212 214H213V212H212ZM238 218H241V220H238ZM76 262H77V260L75 261V263Z\"/></svg>",
    "mask_w": 264,
    "mask_h": 264
},
{
    "label": "crops",
    "instance_id": "0c3cea01",
    "mask_svg": "<svg viewBox=\"0 0 264 264\" xmlns=\"http://www.w3.org/2000/svg\"><path fill=\"white\" fill-rule=\"evenodd\" d=\"M83 122H85L84 123V127L86 128V129H93V123L91 122V121H89L88 119H87V121H83ZM96 127H98L99 128V126L98 125H95ZM99 132H97V134H98Z\"/></svg>",
    "mask_w": 264,
    "mask_h": 264
}]
</instances>
